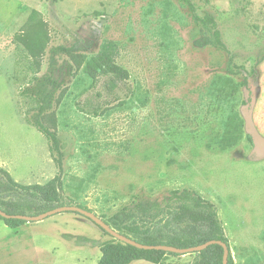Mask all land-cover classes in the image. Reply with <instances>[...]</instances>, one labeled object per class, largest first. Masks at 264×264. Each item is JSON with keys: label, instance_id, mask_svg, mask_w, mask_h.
Returning a JSON list of instances; mask_svg holds the SVG:
<instances>
[{"label": "rangeland", "instance_id": "1", "mask_svg": "<svg viewBox=\"0 0 264 264\" xmlns=\"http://www.w3.org/2000/svg\"><path fill=\"white\" fill-rule=\"evenodd\" d=\"M190 1L194 15L177 0H0V166L23 185L57 174L25 121L38 113L26 89L51 76L59 90L42 118L60 140L66 195L108 221L195 191L217 207L234 264H264V160L250 159L243 116L252 101L264 136V0ZM81 39L90 53L117 44L129 79L115 95L59 51ZM116 241L73 212L17 229L0 220V264H99Z\"/></svg>", "mask_w": 264, "mask_h": 264}, {"label": "trees", "instance_id": "2", "mask_svg": "<svg viewBox=\"0 0 264 264\" xmlns=\"http://www.w3.org/2000/svg\"><path fill=\"white\" fill-rule=\"evenodd\" d=\"M177 1L188 6L194 15L195 7L190 0ZM207 22L215 26L212 19L208 18ZM93 46L91 41L81 39L72 47L59 48V51L68 55L73 63L71 69L76 73L82 70L94 82L105 81V89L115 95L116 88L129 79L128 71L116 63L118 46L114 42H106L96 53H90ZM58 90L57 79L50 76L41 78L33 89H26L24 93L33 96V103L36 104L32 105L28 112L34 109L38 111L33 119L27 115L25 121L48 140L57 174L44 185H23L16 182L10 173L0 166V210L6 214L34 216L63 206H78L91 211L86 206L77 204L70 195H66L60 140L57 133L52 131L42 118L51 109ZM248 140L252 143L250 136ZM0 220L10 229H17L27 223L2 217ZM105 222L119 233L144 245H167L185 249L217 240L229 246L215 204L190 190L172 191L169 199L160 203L138 202L133 207L125 206ZM223 253L221 246H209L204 251L191 254L194 256L191 264H223ZM181 256L164 251L139 250L116 241L105 248L99 264H131L138 261L165 264L166 258ZM228 264H234L231 253Z\"/></svg>", "mask_w": 264, "mask_h": 264}, {"label": "water", "instance_id": "3", "mask_svg": "<svg viewBox=\"0 0 264 264\" xmlns=\"http://www.w3.org/2000/svg\"><path fill=\"white\" fill-rule=\"evenodd\" d=\"M253 102L243 108V116L245 119V130L248 136L251 137L252 143H253V150L250 155V159L253 162H260L264 160V136L257 130L254 121H253ZM78 213L90 221H92L94 224H96L98 227L103 229L105 232H107L109 235H111L113 238L116 240L126 244L130 245L132 247H135L139 250H145V251H164L168 253H173L177 255H191V254H196L201 251L206 250L209 246L212 245H219L223 248V264H228L229 261V255H230V249L229 246L222 242V241H217V240H212L207 243H204L202 245L196 246V247H191V248H185V249H180L177 247L173 246H167V245H144L136 240L125 236L115 229H113L110 225H108L102 218L98 217L95 213L85 210L81 207L78 206H63V207H58L56 209L47 211L45 213H42L40 215H9L0 210V217L6 218V219H19L26 221L27 223L31 222H40L42 220H45L49 217L62 214V213Z\"/></svg>", "mask_w": 264, "mask_h": 264}]
</instances>
